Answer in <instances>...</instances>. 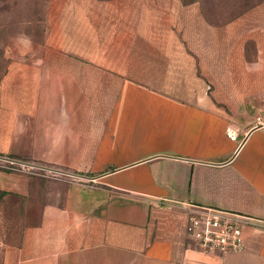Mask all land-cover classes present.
<instances>
[{
	"label": "crops",
	"instance_id": "obj_1",
	"mask_svg": "<svg viewBox=\"0 0 264 264\" xmlns=\"http://www.w3.org/2000/svg\"><path fill=\"white\" fill-rule=\"evenodd\" d=\"M142 16L159 29L153 46H97L81 52L84 60L43 73L44 91L75 87L76 101L89 104V125L77 124L76 115L74 131L75 149L89 150L81 157L91 173L69 175L91 186L71 185L58 204L44 206L21 249L1 242L5 264H264V57L245 62L239 40L234 66L225 68L237 82L220 83L226 32L200 24L195 38L217 47L209 63L219 72L206 65L204 80L177 44L172 21ZM39 77L36 68L12 74L0 117L34 113ZM0 191L25 195L27 184L0 171ZM202 207L256 221L243 228V251L198 250L186 227L190 212Z\"/></svg>",
	"mask_w": 264,
	"mask_h": 264
},
{
	"label": "rangeland",
	"instance_id": "obj_2",
	"mask_svg": "<svg viewBox=\"0 0 264 264\" xmlns=\"http://www.w3.org/2000/svg\"><path fill=\"white\" fill-rule=\"evenodd\" d=\"M198 1L203 4L183 0H0V100L15 71H40L34 113L19 109L12 117H0V158L24 166L0 163V171L10 172L27 184L25 195L0 198V243L4 248L21 249L27 229L40 224L44 206L58 204L71 185L91 186L67 175L89 177L91 173L81 157L89 150L75 149L74 131L76 115L77 124L89 125V104L76 101L75 87H64L66 95L64 91L48 93V88L44 91L43 73L63 68L58 66L63 62L84 60L81 52L100 46H153L152 36L159 29L145 23L143 13H160L172 21L177 44L193 58L196 73L204 80L206 65L211 73L218 72L211 64L217 47L197 41L200 24L226 32L219 46L222 54L217 56L223 62L217 77L220 83L231 88L237 82L233 74H225V68L234 66L231 57L239 40L243 41L245 62L264 57V0ZM24 76V84L32 86L30 78ZM217 78L212 74V80ZM212 80L215 86L209 85L210 93L217 90ZM85 95L88 93L83 90ZM3 257L0 255V264H5Z\"/></svg>",
	"mask_w": 264,
	"mask_h": 264
},
{
	"label": "built area",
	"instance_id": "obj_3",
	"mask_svg": "<svg viewBox=\"0 0 264 264\" xmlns=\"http://www.w3.org/2000/svg\"><path fill=\"white\" fill-rule=\"evenodd\" d=\"M233 141L237 135H229ZM253 219L212 208H194L188 217L187 237L204 254L237 253L244 250L243 228Z\"/></svg>",
	"mask_w": 264,
	"mask_h": 264
},
{
	"label": "water",
	"instance_id": "obj_4",
	"mask_svg": "<svg viewBox=\"0 0 264 264\" xmlns=\"http://www.w3.org/2000/svg\"><path fill=\"white\" fill-rule=\"evenodd\" d=\"M8 161L13 162V163L22 164V163H20V162L12 161V160H9V159H8ZM23 165H26V164H23ZM30 166H32V165H30ZM32 167H36V166H32ZM47 170H50L51 172H55V173L67 174V173H65V172L58 171V170H52V169H47ZM67 175H69V174H67Z\"/></svg>",
	"mask_w": 264,
	"mask_h": 264
},
{
	"label": "trees",
	"instance_id": "obj_5",
	"mask_svg": "<svg viewBox=\"0 0 264 264\" xmlns=\"http://www.w3.org/2000/svg\"><path fill=\"white\" fill-rule=\"evenodd\" d=\"M5 1V0H4ZM184 1V3H186V4H190V3H194V2H201V1H198V0H183ZM202 3V2H201ZM203 4V3H202ZM4 196H6V194L5 193H1L0 194V198H2V197H4Z\"/></svg>",
	"mask_w": 264,
	"mask_h": 264
}]
</instances>
